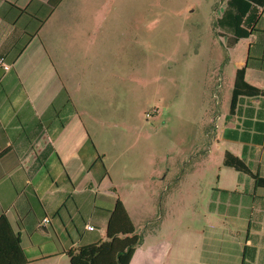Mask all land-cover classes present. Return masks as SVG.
Instances as JSON below:
<instances>
[{"label": "crops", "instance_id": "obj_1", "mask_svg": "<svg viewBox=\"0 0 264 264\" xmlns=\"http://www.w3.org/2000/svg\"><path fill=\"white\" fill-rule=\"evenodd\" d=\"M95 3L0 0V57L10 65L0 66V216L19 235L26 264H70L69 250L105 240L117 199L134 226L139 214L136 185L122 184L136 152L120 150L137 137L120 90L130 85L131 59L121 56L117 32L104 31ZM242 25L246 37L225 35L219 61L233 82L224 100L212 94L201 135L214 149L197 150L203 165L218 152L222 167L206 188L207 208L173 236L192 247L171 240L159 256V227L136 229L141 241L128 264H264V94L243 87L230 108L237 69L264 90V4H252ZM226 152L247 170L224 164Z\"/></svg>", "mask_w": 264, "mask_h": 264}, {"label": "rangeland", "instance_id": "obj_2", "mask_svg": "<svg viewBox=\"0 0 264 264\" xmlns=\"http://www.w3.org/2000/svg\"><path fill=\"white\" fill-rule=\"evenodd\" d=\"M227 1L95 3L103 9L104 31L117 32L121 56L131 59L130 85L123 83L120 90L122 102L129 105V117L135 121L137 137L121 143L120 150L123 155L136 153L129 167L132 175L123 178L122 184L132 189L136 185L132 192L137 193V207H133L134 196L128 200L134 212L139 211L134 214L137 231L141 234L159 227L161 235L155 243L159 256L171 240L175 248L192 247L191 238L173 236L177 229L195 224L194 216L207 208L206 188L216 181L222 167L218 152L203 165L197 150L210 145L213 151L209 138L201 137L207 128L212 94L220 90L224 100L233 82L232 69L226 64L223 70L225 62L219 61L229 30L218 19ZM204 166L211 174L204 173ZM121 190L130 192L125 186Z\"/></svg>", "mask_w": 264, "mask_h": 264}, {"label": "trees", "instance_id": "obj_3", "mask_svg": "<svg viewBox=\"0 0 264 264\" xmlns=\"http://www.w3.org/2000/svg\"><path fill=\"white\" fill-rule=\"evenodd\" d=\"M60 0H51L57 4ZM252 4L263 5L264 0H228L218 24L227 28L235 38L246 37L249 33L242 23ZM225 36V35H224ZM244 69H237L232 91L231 107L234 97L243 87L249 93L264 94V90L250 86L243 76ZM224 164L239 171H246L247 166L241 159L229 152L225 153ZM264 183V180L258 179ZM141 241L136 228L121 200L117 199L110 210L106 225V239L99 243L83 245L69 250L70 264H128L135 246ZM28 261L20 246V237L14 234L5 216H0V264H26Z\"/></svg>", "mask_w": 264, "mask_h": 264}, {"label": "built area", "instance_id": "obj_4", "mask_svg": "<svg viewBox=\"0 0 264 264\" xmlns=\"http://www.w3.org/2000/svg\"><path fill=\"white\" fill-rule=\"evenodd\" d=\"M0 66H2L5 70L10 68V65L4 61L3 57H0ZM48 220H49L48 217H44V219H43L44 222H46ZM86 228L92 229L93 226L92 225H86Z\"/></svg>", "mask_w": 264, "mask_h": 264}]
</instances>
